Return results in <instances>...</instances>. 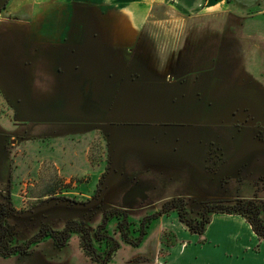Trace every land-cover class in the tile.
<instances>
[{
    "label": "rangeland",
    "instance_id": "374dc122",
    "mask_svg": "<svg viewBox=\"0 0 264 264\" xmlns=\"http://www.w3.org/2000/svg\"><path fill=\"white\" fill-rule=\"evenodd\" d=\"M249 1H229L230 10L223 15L226 20L221 21L225 26H220L225 31L210 32L213 24L197 20L184 26L173 21L150 23L145 27L150 39H141L133 50L119 56L89 57L82 51L68 57L42 55L28 42L12 39L0 30V196L4 199L9 196V201L5 199L10 206L8 221L15 226L16 242L32 240L49 228L62 230L71 220L84 221L92 233L102 222L104 210L114 206L125 208L129 217L138 221L172 198L170 194L177 191L181 179L186 180L193 195H186L188 190L184 186L179 187V195L189 198V207L194 210L208 199H264V179H258L264 175V134L260 133L264 132V6ZM162 12L165 14L164 9ZM172 15L175 14L171 11L169 16ZM2 17L1 13L0 28L4 23ZM11 30L19 31L16 27ZM225 34L232 44L227 56L222 54ZM226 59L229 67L232 66L227 72L224 71L225 63L229 65ZM74 65L80 71L117 66L139 68V72L132 74L134 81L130 80L131 73H122V89L131 88L128 99L132 105L116 113L122 120L115 125L123 132L101 135L96 132L89 148L84 145L74 155L71 151L62 158L52 157L55 149L47 143L41 145V138L35 133L39 129L36 104L49 117L51 99L48 98L55 90L44 88L39 80L78 79L81 74L70 72ZM180 65L218 67V90L228 87L231 93L228 99L200 105L202 132L196 135L174 132L183 126L182 118L188 117L181 109L186 106L177 95L175 100L159 95L162 89L173 93L177 85L149 83L159 80L164 69ZM43 68H52L53 72ZM89 76L88 81L95 80L98 74L91 72ZM103 109L109 111L104 105ZM110 116L108 119H112L113 115ZM190 116L193 121L194 115ZM165 121L169 123L165 125L169 132H149L164 128L157 123ZM193 122L195 126L200 124L197 118ZM11 133L24 136V144L15 140L14 146L7 148ZM194 139L202 150L200 164L213 173L208 185L199 188L196 185L199 178L208 180L203 168L200 174L192 170L186 175L177 168L180 157L194 159L193 150L186 151L183 147L190 142L193 146ZM164 146L172 148L162 152ZM249 150L254 153L250 154ZM227 158L231 165L222 171L227 172L225 176L220 177L219 169ZM150 163L152 168L169 164L170 169L149 170ZM82 164L89 167L87 175L81 176ZM76 191H84L88 196ZM164 215L167 217L161 221ZM164 215L152 222L140 244L121 241L113 258L106 262L90 258L80 245L79 234L73 232L64 245H58L50 235L44 236L24 254L0 255V264H164L170 247L190 240L189 235L181 237L184 224L176 211ZM115 223L116 219L110 221L111 230Z\"/></svg>",
    "mask_w": 264,
    "mask_h": 264
},
{
    "label": "crops",
    "instance_id": "0c3cea01",
    "mask_svg": "<svg viewBox=\"0 0 264 264\" xmlns=\"http://www.w3.org/2000/svg\"><path fill=\"white\" fill-rule=\"evenodd\" d=\"M0 1L2 3L6 1L7 3L6 8L0 12L4 16L2 17L4 23L13 26L12 28H18L23 33L25 41L33 45L42 55L46 53L56 56L65 55L63 57H68L73 52L81 51L89 57H93L94 54L96 56L104 54L119 56L120 53L133 50L141 39H150L145 29L150 23L173 21L177 25L184 26L189 21L197 20L204 23L208 22L210 25L213 24L214 26L211 25L210 32H212V29L225 31V29H222V26L225 25L221 21L226 20L223 15L230 10V0ZM249 2L264 6V0H250ZM161 9H164L167 15L163 12L162 14ZM171 11L175 15L169 16ZM8 20L10 24L7 22ZM160 35V37H163V34ZM224 39L226 40V45L222 54L227 56L232 44L228 43L226 34ZM209 40L211 46L213 43L211 39ZM215 44L217 45V43ZM255 46L258 47V45ZM243 63L245 64V61ZM229 66L230 63L229 65L225 63V72L228 71V68L232 69V66ZM217 68L214 65H197L194 67L192 65H180L176 69L168 67L162 71L163 75L159 80L149 82L152 86L165 83L167 85H177L173 93H170L167 89H162L159 93L160 96L174 98V100L177 95L180 98V103L186 106L181 109L188 114V117L182 118L181 123L183 126L177 128L174 132H189L195 135L197 132H201L200 105L203 102L205 105L208 102L217 101L221 98L228 99L231 96L228 87L218 90ZM43 69L47 72H53L52 68ZM152 69L156 71L157 67ZM80 70L77 65L71 68L70 72L81 74L78 79L74 78V80L71 77H68L69 81L56 79H52L56 80L54 82L52 80H39V84L44 88L48 87L55 90L50 93L52 96L48 98L51 99L49 117L38 110L36 104V117L39 121L37 127H39L41 132L35 133L41 138V145L47 143L50 148L55 149L52 152V157L59 155L62 158L71 151L72 155H74L73 152L77 149L80 151V147L84 145L89 148L91 137L101 130L102 132H123L119 126L115 125L122 120L121 117H117L116 113L124 108L129 109L132 105L128 99L132 95L130 92L131 88L122 89V79L124 77L122 73H131L130 80L134 81L135 78L132 74L139 72V68L117 66L109 69L100 67L94 71L89 69ZM173 71L179 75L174 76ZM91 72L98 74L95 80L90 79L89 88L93 99L101 102L109 109L108 113L114 116L112 119H107L108 122L98 117H90L80 107L83 96L81 84L90 78L89 74ZM191 72L194 75H188ZM87 73L88 76L86 75ZM201 74H205L204 78L201 77ZM255 85L258 88L257 83ZM117 97H119L118 100ZM190 114L194 115L193 121H196V118L198 119L200 123L198 126H195L196 122L190 119ZM183 136L187 137V134L184 133ZM200 139L197 144L200 143ZM23 144L24 142L21 143V145ZM164 147L165 150H162V152L165 151L166 153L172 148ZM183 147L186 151L193 150L194 159L192 160V157H183V159L180 157L181 160L177 168L183 169L185 175L190 174L192 170L200 174L202 168L205 170L203 164H200L202 160L200 144L195 145L194 139L193 146L190 142L188 145H183ZM239 150L240 147H238ZM251 150H249V153H254ZM67 163L70 164L71 162L67 160ZM150 165L151 163L147 167L149 170L168 171L170 169L169 164H163L162 167L154 165L153 168ZM228 165L231 164L227 158L219 169L220 177L225 176L227 172L222 173V171ZM79 168L82 170L81 176L87 175L86 170L88 171L89 167H83L82 164ZM204 175L208 177V180L204 182L202 177L199 178L196 181L198 188L201 185H208L213 173L206 171ZM185 183L186 180L181 179L179 187L184 186L183 189L188 190L185 193L186 195H193ZM74 184L77 185L75 181ZM179 187L177 191H173L170 194L171 197L180 194ZM76 192L82 196H88L84 191ZM174 214L176 215V213L172 215ZM166 217L164 215L161 221ZM182 227L183 233L181 237L185 238V235H189L190 240L178 242L170 247V252L164 264H264V240L260 242L251 224L240 214L213 213L211 221L202 236L205 241H200L198 234L191 233L185 226ZM259 242L260 245L258 247L257 244Z\"/></svg>",
    "mask_w": 264,
    "mask_h": 264
},
{
    "label": "trees",
    "instance_id": "16d2710c",
    "mask_svg": "<svg viewBox=\"0 0 264 264\" xmlns=\"http://www.w3.org/2000/svg\"><path fill=\"white\" fill-rule=\"evenodd\" d=\"M100 180L103 183L104 178ZM5 210L4 206H0V255L5 257L26 253L33 243L44 236L50 235L58 245H64L76 232L85 253L94 260L106 262L113 258L121 241L140 244L152 222L173 211L177 212L179 220L191 233L200 236V241H203L206 227L216 212L242 215L251 224L258 239H264V200L258 198L208 199L194 210L189 207V198L175 196L164 201L159 210L148 213L138 221H133L125 208L111 207L104 210L102 222L92 233L84 221L71 220L62 230L49 228L32 240L21 243L15 241V229L9 223ZM113 219H116V223L111 230L110 221Z\"/></svg>",
    "mask_w": 264,
    "mask_h": 264
},
{
    "label": "flooded vegetation",
    "instance_id": "af4514ba",
    "mask_svg": "<svg viewBox=\"0 0 264 264\" xmlns=\"http://www.w3.org/2000/svg\"><path fill=\"white\" fill-rule=\"evenodd\" d=\"M6 5H7V3H6V1H5V3H2V1H0V12L2 11V10H4L5 8H6ZM6 26H7V23H3L2 24V28H0V30H2V32L3 33H7V34H9L10 35V37L12 38V39H18V40H21V41H23L24 43H26V41H25V39H24V35H23V33L21 32V31H12L11 30V28H6ZM13 29V28H12ZM175 68V67H174ZM176 69V68H175ZM174 72V71H173ZM136 73V72H135ZM134 74V73H133ZM172 75H173V73H172ZM179 74L176 72H174V76H178ZM217 75V74H216ZM218 78V77H217ZM218 80V79H217ZM47 81H50V80H47ZM89 84H90V81H88V79L87 80H85V81H83L82 82V84H81V90H82V101H81V105H80V107H81V109L87 114V115H89L90 117H92V118H95V117H98V118H100V119H108V118H111V116H110V114L105 110V109H103V104L101 103V102H96V101H94L95 99H93V97H92V92H91V90H90V88H89ZM88 85V86H87ZM215 102H217V101H213V102H208L207 104H209V105H212V104H214ZM88 113H87V112ZM113 117V116H112ZM118 117V116H117ZM202 120V119H201ZM159 124H161V125H164V128H162V129H158V128H156V129H150L149 130V132H169V129L168 128H166L165 127V125H167V124H169V123H167V121H165V122H159V123H157V125H159ZM38 130V132H41L39 129H37ZM106 130V129H105ZM175 130H177V129H175ZM202 132V131H201ZM100 133V135L103 133L102 132V130L99 132ZM260 133H263L264 134V132H260ZM23 139H24V136L22 137L20 134H16V133H11L10 135H9V137H8V140L6 141V147L8 148L9 147V145H12V146H14L13 145V141H15V140H17L18 142H20V144L21 143H23L24 141H23ZM211 147H209L208 149H210ZM217 148V147H216ZM219 149V148H218ZM217 150V149H216ZM210 156H211V154H210ZM206 166L207 167H209V169H212L211 167L212 166H209L208 164H206ZM258 179L259 180H261V179H264V175H261V176H259L258 177ZM3 195H1L0 196V206H4L5 207V211H6V213H7V217H9V215H10V206H9V204H8V202H6V200L5 199H7L8 201H9V196H6L5 197V199L2 197ZM12 196V195H11ZM177 196H181V195H177ZM175 197V196H174ZM255 198H258V197H255ZM262 200H264V199H262ZM13 200H10V202H12ZM115 207V206H114ZM10 223V222H9ZM11 224V223H10ZM13 227H14V229H15V226L13 225V224H11ZM48 230V229H47ZM43 232H46V231H43ZM43 232H41V233H43ZM41 233H39V234H37L38 236L41 234Z\"/></svg>",
    "mask_w": 264,
    "mask_h": 264
}]
</instances>
